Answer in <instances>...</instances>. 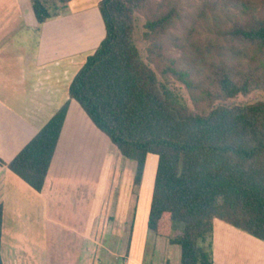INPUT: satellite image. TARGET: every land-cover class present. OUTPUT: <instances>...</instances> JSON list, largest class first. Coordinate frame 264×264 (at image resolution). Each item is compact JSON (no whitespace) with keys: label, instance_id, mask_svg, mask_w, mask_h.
I'll return each instance as SVG.
<instances>
[{"label":"trees","instance_id":"obj_1","mask_svg":"<svg viewBox=\"0 0 264 264\" xmlns=\"http://www.w3.org/2000/svg\"><path fill=\"white\" fill-rule=\"evenodd\" d=\"M30 1L43 24L72 0ZM99 12L104 38L68 100L7 167L41 192L75 101L135 163L134 187L156 157L147 228L180 247V264H213L215 220L264 242V0H101ZM2 223L0 206V246Z\"/></svg>","mask_w":264,"mask_h":264},{"label":"crops","instance_id":"obj_2","mask_svg":"<svg viewBox=\"0 0 264 264\" xmlns=\"http://www.w3.org/2000/svg\"><path fill=\"white\" fill-rule=\"evenodd\" d=\"M100 2L72 0L59 8L57 16L38 24L30 0H0V159L5 163L0 164L2 264H180V247L147 228L153 183L144 186L145 171L140 186L134 187L135 165L130 163L129 178L124 175L114 193L113 157L109 158L106 151L107 161L104 158L106 164L101 165L99 177L69 174L64 163L66 143L79 135L77 127L83 126L94 141L101 136L96 135L89 119L87 122L81 117L83 111L75 101L70 103L41 192L6 165L68 100V87L75 75L65 93L63 78L69 80L68 75L73 74L55 58L59 53L56 40L65 27L72 52L84 49L90 39L74 29L79 16L85 22H101L97 15ZM65 10L71 12L66 26L61 21ZM49 50L56 52L53 58H48ZM109 145L113 146L111 142ZM115 150L120 161L122 156ZM81 169L89 172V167ZM124 191L129 194L124 196ZM73 192L81 199L76 200ZM212 257L213 264H264V242L215 220Z\"/></svg>","mask_w":264,"mask_h":264},{"label":"rangeland","instance_id":"obj_3","mask_svg":"<svg viewBox=\"0 0 264 264\" xmlns=\"http://www.w3.org/2000/svg\"><path fill=\"white\" fill-rule=\"evenodd\" d=\"M70 11L69 10H65L62 12V23L64 26H66L68 24V18L70 16ZM98 18L100 19L101 22H97L95 19L90 20L89 22H85V20H83V16L80 17L79 16V22L77 23L78 26L75 27L74 30H77L80 32V34L85 37V38H89L90 40H88L89 42H86V47H84V49H82L81 51H79L78 53L76 51L71 50V47L73 46V44L70 42L71 38L68 35V31L66 30L65 27L62 28V33L61 34V38L57 39L56 42L57 44H59L57 47L59 53H58V60H60L61 65L64 64V67L67 66L69 67V72L73 75H68L69 80H66L63 78V90L65 91V93L67 92V87L68 84L70 82V80L72 79V76H74L78 70L82 67V65L84 64L86 58L88 56H90L91 54L94 53V51L97 49V47L99 46V44L101 43V41L104 38L105 35V29H104V25L103 22L101 20V16L100 14H97ZM143 19L138 17L137 21H136V25H137V32H136V37H135V41L137 46L140 48V50L142 51L143 54H145V48H146V43L144 42V40L142 39V32H143ZM87 29V30H86ZM76 32V31H75ZM90 34L91 37H90ZM35 37V36H33ZM34 40V38H33ZM98 40V43H96ZM51 39L49 38V48L51 47L50 44ZM94 43H96L97 45L94 47ZM60 46V47H59ZM66 49L68 51H63L61 52V49ZM56 52H50V50L48 51V58H53L55 56ZM66 80V81H65ZM173 89L179 93L181 95V97L185 100V102L191 106V101L190 98L188 96L187 90L185 89V87L180 84V83H174L173 84ZM263 96L262 93H253L250 96L246 97V98H242L239 97L237 99L238 102H244V101H250L253 100L255 98H259ZM76 105V104H75ZM74 112H71V118L73 117ZM81 117L85 120V121H89L88 118L86 117V115L81 112ZM79 130V135L78 136H72L68 142L66 144H68L67 146V153L65 155V162L66 163V168H68L69 174H73V175H78V176H88V177H99L101 175L100 172V167L101 165L104 166L106 164L103 163L106 151H108V157L113 159V162L111 164V168H112V179H111V184H112V188H115V192L117 191V189L119 188V183H122V179L124 177V175H127V172L129 173V170L131 169V164L135 165L134 162L129 161L126 162L125 160H121L118 161L117 155L116 154V150L115 147H111L109 145L110 141L104 137L99 131H97L95 128L94 131L96 133V135H101V136H97L96 138V142L94 140H92L91 136H87V132L86 129L83 128V126H78L77 127ZM76 128V129H77ZM101 137H104L103 139ZM110 147V148H109ZM110 149V150H109ZM105 161L106 158H105ZM110 161V160H109ZM156 162L157 159L153 156L148 157L147 163H146V170H145V174H144V180H143V184L144 186L148 187L150 186V184L152 185L153 181H154V174H155V167H156ZM63 163V162H62ZM131 163V164H130ZM83 166L89 167V172L85 170L82 171L81 168H83ZM71 170V171H70ZM135 174V173H134ZM115 175H118V179L115 180ZM127 178H129V176L127 175ZM115 180V181H114ZM127 181V180H126ZM129 181V179H128ZM132 181H133V177H132ZM130 180L129 183L132 182ZM117 183V184H116ZM117 185V186H115ZM125 186H126V182H125ZM127 188V187H125ZM137 188V187H136ZM113 191V190H112ZM125 194H123L124 196L129 194L128 191H124ZM75 193V194H74ZM88 193L87 189L84 190V195L86 197V194ZM91 193V192H90ZM74 194V198L76 200H80L81 199V195L77 192H73ZM134 194H136V192L134 191ZM117 195H119V192L117 193ZM117 195H114V197H116ZM97 199H99L96 196ZM72 195L70 196V203L72 204ZM71 206L68 207L67 210L70 211ZM145 209V208H144ZM132 214V212H131ZM178 227H180V225H176L175 226V231L178 230ZM233 242H236L235 239H233ZM237 243L234 244V247L236 248Z\"/></svg>","mask_w":264,"mask_h":264}]
</instances>
